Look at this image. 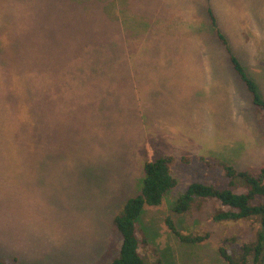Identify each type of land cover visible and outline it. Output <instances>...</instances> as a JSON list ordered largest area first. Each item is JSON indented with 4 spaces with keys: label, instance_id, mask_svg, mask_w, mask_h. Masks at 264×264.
I'll return each mask as SVG.
<instances>
[{
    "label": "rangeland",
    "instance_id": "1",
    "mask_svg": "<svg viewBox=\"0 0 264 264\" xmlns=\"http://www.w3.org/2000/svg\"><path fill=\"white\" fill-rule=\"evenodd\" d=\"M210 7L264 98V0H0V226L26 232L20 249L31 264H112L120 250L114 218L140 192L145 162L170 148L149 134L154 124L178 130L188 152L171 147L180 149L172 155L178 186L138 222L147 263L229 264L220 248L256 240L255 219L215 221L223 208L214 200L173 210L193 183L227 187L220 163L253 174L264 167V113L217 37ZM119 18L130 23L129 37L147 40L140 59L155 81L171 61L188 67L183 93L167 77L173 91L159 81L136 98L118 78L86 101L81 68L109 52L101 25ZM151 102L166 114L162 123L145 114ZM168 219L177 233L206 238L185 242Z\"/></svg>",
    "mask_w": 264,
    "mask_h": 264
},
{
    "label": "trees",
    "instance_id": "2",
    "mask_svg": "<svg viewBox=\"0 0 264 264\" xmlns=\"http://www.w3.org/2000/svg\"><path fill=\"white\" fill-rule=\"evenodd\" d=\"M208 17L215 27L217 37L226 47L234 69L252 93L255 106L264 113V98L259 92L255 81L249 77L247 70L233 53L227 38L217 27V17L211 7L208 8ZM88 29L95 30L96 27L88 26ZM97 32L99 33V30ZM89 36L91 37L87 41L88 44L91 42L98 47L97 41L92 38L91 34ZM111 45V42L108 41L107 46L111 47ZM103 50L104 47L99 50L100 54L96 52L97 60L93 62L91 68L87 66V73L80 74L81 83L84 86V96L89 103L90 101L93 103L95 92H102L105 90V83H111L113 80L111 73L113 58L110 57L112 51H110L111 48L108 53L107 51L103 52ZM83 64L84 66L89 65L86 62H83ZM81 73H83V68H81ZM180 160L184 164L191 162L190 157H182ZM177 161L174 156L158 151L155 152L152 160L145 162L143 167L144 176L140 181V192L126 202L122 211L113 221V225L120 235V250L118 257L112 264H148L140 251L143 240L138 222H140L146 206H159L165 196L178 186L179 182L173 175V167ZM201 161H204L209 167L216 165L215 162L207 161L204 158H201ZM220 164H222L225 177L229 180L227 187L219 188L209 182L193 183L179 197L173 210L176 213L184 214L191 210L192 206L197 205L200 207L202 202L214 200L223 208L213 217L215 221L255 219L260 225L255 241L242 245L238 250L222 247L220 253L229 264H264V167L258 173L253 174L248 171H238L231 165ZM168 225L177 233L170 219H168ZM177 234L183 241L189 243L200 242L206 238H192L183 236L180 233ZM0 264L6 263L0 260Z\"/></svg>",
    "mask_w": 264,
    "mask_h": 264
},
{
    "label": "crops",
    "instance_id": "3",
    "mask_svg": "<svg viewBox=\"0 0 264 264\" xmlns=\"http://www.w3.org/2000/svg\"><path fill=\"white\" fill-rule=\"evenodd\" d=\"M107 26H109L110 29H107L108 28ZM101 29H103L102 32L105 33L104 35L106 34L108 35L105 37L107 39V42L109 41L112 44L111 47H108V50H110L111 48L110 51H112L110 57L113 58V66H112L113 69L111 70L113 76V80H112L113 85H116V81L117 80L119 81V79H121L122 83L126 85L124 89L126 91H132L133 89L135 92L134 96L138 98L139 95L147 94L148 90L149 92H151L155 86H158L159 81H161L160 83L161 91L162 90L173 91L174 89L173 83L171 85L166 84L167 82H169L167 79V77H169L172 79V82L174 81L177 87V88L175 87V89H178L183 93V89H184L183 80L188 79L186 77H183L182 75V73H184V70H187L188 68L184 63L181 62L178 63L179 65L177 64V66H172L173 63L171 61V67L169 68V64H168L167 69L162 70L166 72L162 73L161 71V76L159 78V81L157 82L155 81L156 78L154 77V72H155L154 69L144 68L145 62L142 59H140L143 54L142 52H140L141 50H139L140 44L147 42V40H143V39L137 40L136 37L135 36L133 37L132 35L129 37L131 26L126 19L119 18V20H117L115 23L110 21H104L102 22ZM104 29H106V31H104ZM145 31H147V28H145ZM100 32L101 31L99 30V33ZM88 35L89 34L87 32V37ZM86 41L87 39L85 40V43ZM85 47L86 45L84 46V48ZM86 55H87L86 50L84 49V57H86ZM120 60L122 61V66H119ZM86 73H87V69L86 70L84 69L83 73L81 74H86ZM187 74L190 73L188 72ZM190 78H192V76ZM194 81H196V78L194 80L190 79V81H187L186 83L188 87L187 89L191 90L190 87L191 82H192V88H194L193 87ZM197 82L198 81L194 83L196 84ZM201 82L205 83L207 86L209 83V79H207V77L206 78L203 77V80ZM104 88L107 87L104 86ZM124 89L122 88V90ZM141 90L144 91L143 94L140 92ZM180 97L183 98L181 95ZM160 98L161 95L159 99ZM142 108H144L145 114L148 116L149 121L151 123L153 122V120L162 123L161 121L166 119V114L162 116L160 110L156 109L154 111L152 102L149 104V108L146 109L144 104L142 105ZM136 113H138V110L136 111ZM167 115H170L172 118L174 117V114L172 113L170 114L169 112H167ZM177 132L178 130H170L169 127L167 126L166 129L164 130L162 125L157 126L154 124V126H152V129L149 131V134L153 133L154 135H152V137H159L161 142L169 144L170 148L167 147L164 150L165 153L163 152V154L174 155L177 152H179L180 149H182L180 151L181 153L188 152L187 151L188 149H184L182 146L178 145ZM191 144L193 143L191 142ZM171 147L175 149H178L179 147L180 149L175 150ZM191 147L193 148L194 146L192 145ZM0 223L3 224L2 220H0ZM25 233L26 232L19 227L0 226V260L1 261H3L6 264H31V261L27 260L29 259V257H27V255L25 254H22L20 249L21 248L20 243L26 240L23 237V234Z\"/></svg>",
    "mask_w": 264,
    "mask_h": 264
}]
</instances>
